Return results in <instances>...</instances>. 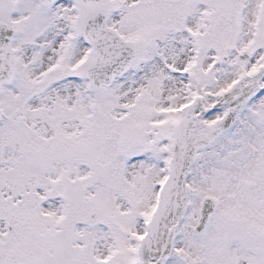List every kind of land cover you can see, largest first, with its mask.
<instances>
[{
    "label": "snow or ice",
    "instance_id": "snow-or-ice-1",
    "mask_svg": "<svg viewBox=\"0 0 264 264\" xmlns=\"http://www.w3.org/2000/svg\"><path fill=\"white\" fill-rule=\"evenodd\" d=\"M0 264H264V0H0Z\"/></svg>",
    "mask_w": 264,
    "mask_h": 264
}]
</instances>
